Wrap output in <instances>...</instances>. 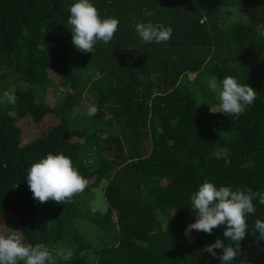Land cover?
Listing matches in <instances>:
<instances>
[{
	"label": "trees",
	"instance_id": "16d2710c",
	"mask_svg": "<svg viewBox=\"0 0 264 264\" xmlns=\"http://www.w3.org/2000/svg\"><path fill=\"white\" fill-rule=\"evenodd\" d=\"M75 2L0 0V222L10 216L8 232L20 230L26 243L74 251L55 264H221L222 249L216 257L203 249L218 238L231 243L226 225L185 230L205 180L264 191V0H91L102 19L120 21L93 52L72 43ZM141 21L171 26V38L143 42ZM43 40L47 51L39 50ZM227 76L257 91L239 116L211 111ZM5 90L18 97L14 119ZM92 103L98 112L90 117L80 107ZM47 112L60 120L25 136L17 120L39 124ZM61 152L88 184L70 202L39 203L28 169ZM95 185L104 212L83 200ZM253 203L231 264H264V240L253 234L264 205Z\"/></svg>",
	"mask_w": 264,
	"mask_h": 264
},
{
	"label": "clouds",
	"instance_id": "9594fccd",
	"mask_svg": "<svg viewBox=\"0 0 264 264\" xmlns=\"http://www.w3.org/2000/svg\"><path fill=\"white\" fill-rule=\"evenodd\" d=\"M146 15H152L145 9ZM72 31V43L82 52H93L98 41L108 44L114 37L120 23L118 18H101L97 7L91 0H76L70 6L67 20ZM135 31L145 43L168 41L173 33L171 26L163 23L138 22ZM39 50L47 51L44 40L39 45ZM216 84L213 81V89ZM257 98V91L246 83H239L236 77L227 76L222 80L219 91L220 101L217 111L227 116H239L247 107L252 105ZM3 100L13 106L7 115L15 118L17 113L14 106L18 97L13 91L5 90ZM98 107L89 104L87 115L94 116ZM229 163V161H225ZM27 183L33 198L39 203L49 200L58 204L71 201L74 195L82 193L88 180L83 177L78 168L73 165L70 157L62 152L48 153L46 157L34 162L27 172ZM264 205V191H253L251 188L233 190L229 186L217 187L213 182L205 180L191 196L192 209L197 214L194 223L185 230L189 234L193 229L211 234L214 228L226 225L224 237L231 243L227 246L224 241L217 239L214 243L205 245L203 251L216 257V249H222L219 259L221 264H231L240 255V242L245 238L249 228L247 217L256 212L253 201ZM258 233V240H264V220L256 219L253 225V234ZM71 260L74 251L70 248L54 247L50 249L42 243H26L20 230L11 229L5 233L0 231V264H55L56 258ZM239 264H246L241 259Z\"/></svg>",
	"mask_w": 264,
	"mask_h": 264
},
{
	"label": "rangeland",
	"instance_id": "374dc122",
	"mask_svg": "<svg viewBox=\"0 0 264 264\" xmlns=\"http://www.w3.org/2000/svg\"><path fill=\"white\" fill-rule=\"evenodd\" d=\"M17 85H20L19 82ZM60 91H62L61 88H59ZM221 89H219L220 91ZM219 91L217 92V94L219 95ZM53 98L55 99V94L53 93ZM217 107L216 104H214L212 106L211 109H215ZM81 111H84L85 113H87V110L83 107H80ZM60 119L54 115V114H50V113H45L44 117H43V121L39 124L35 123L32 118L28 115H25L23 117H21L20 119L17 120V123H19L22 126L23 132L25 134V136L27 137H34L35 135H37L38 133H40V130L42 127H47L52 125L53 123H57ZM94 179V178H93ZM90 190L93 191V194H85L83 196V200L88 202L91 210H98L100 212H104L107 208V202L103 196V190L101 185H95V186H90ZM11 222V218L10 216H7V220L4 222H0V231H3L5 233L8 232L9 230V223ZM77 224L78 226H83L82 223H84L81 219L77 220Z\"/></svg>",
	"mask_w": 264,
	"mask_h": 264
}]
</instances>
